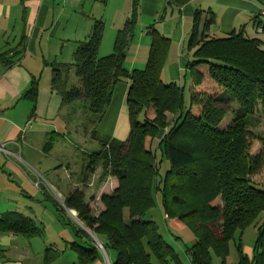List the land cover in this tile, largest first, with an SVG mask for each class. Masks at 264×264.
I'll use <instances>...</instances> for the list:
<instances>
[{"label": "trees", "instance_id": "trees-1", "mask_svg": "<svg viewBox=\"0 0 264 264\" xmlns=\"http://www.w3.org/2000/svg\"><path fill=\"white\" fill-rule=\"evenodd\" d=\"M137 17L138 0H132L130 15L117 31L112 51L103 56L104 22L94 19L87 38L74 50L72 63L51 65L50 89L60 96L61 106L83 101L95 127L116 83H128V138L100 140L94 129L92 139L100 145L86 155L87 175L81 178L85 181L101 166L117 179V187L102 196L104 209L98 214L91 212L84 186L67 193L64 207L76 213L83 227L61 208L58 214L61 225L69 227L74 236L66 246L75 252V264L102 261L98 243L110 264H153L152 258L159 264H184L157 223L145 219L157 205L167 217L184 222L195 236L194 243L184 249L190 264H211L212 254L225 264L232 242L238 260L231 264H264V183L256 177L264 170V133L255 135L248 127L249 117H264L262 41L242 32L210 37L195 29L188 42L193 59L186 66L191 83L198 88L191 91L190 106L182 112L183 87L161 80L170 39L154 25L147 29L150 45L144 67H125ZM211 22V18L205 22L204 30ZM0 61H5L1 54ZM72 69L76 84L69 83ZM35 90L36 85L32 92ZM232 103L236 107H230ZM150 109L152 117L147 114ZM230 109L233 116L222 125ZM166 113L172 115L171 121ZM158 136L153 150L150 143ZM255 142L259 146L253 149ZM164 160L169 166L161 175ZM249 226L256 227L250 258L242 244ZM3 233L32 238L42 237L44 231L33 219L6 212L0 216ZM58 257L54 247H46L45 264H53Z\"/></svg>", "mask_w": 264, "mask_h": 264}, {"label": "crops", "instance_id": "crops-1", "mask_svg": "<svg viewBox=\"0 0 264 264\" xmlns=\"http://www.w3.org/2000/svg\"><path fill=\"white\" fill-rule=\"evenodd\" d=\"M131 9L132 0H0V54L5 58L0 61V216L15 212L32 219L29 215V212L35 213L32 203L46 209L48 204L52 210L48 209L50 216L60 223L61 201L72 188L79 186L81 173H78L74 159L68 167L75 170L65 169L71 188L61 187L60 169L50 162V158L54 152H64L59 139L72 130L64 118L61 100L58 104L54 97V94L56 98L59 95L51 91L49 83L45 103V92H41L39 81L47 70L52 76V63H72V54L78 43L87 38L94 19L104 22L100 55L109 54L117 31L124 26ZM210 18L212 22L204 30V24ZM151 25L170 39L161 80L176 83L184 90L186 82L181 79L188 70L187 63L193 59V50L188 43L192 32L197 29L210 37L242 32L246 37L260 38L264 35V0H185L183 3L138 0L134 36L124 63L129 70L145 65L150 45L147 29ZM34 85L36 90L32 92ZM127 88L126 81H119L114 86L111 101L95 127L97 135L100 132L103 138L118 141L128 138ZM197 88L190 82V93ZM74 133L78 137L77 129ZM110 179L111 186L116 187L117 180ZM154 208L158 210L157 214L150 213L148 218L157 223L160 232L177 247L180 255V250L184 252L185 246L194 243L195 236L184 222L167 217L160 206ZM125 216H128L127 212ZM252 228L256 232V227ZM8 235L17 238L20 234ZM26 239L33 240L34 237ZM252 246H243V252L249 258ZM1 255L7 259H2L4 263L9 260L5 254ZM236 257L231 256L229 249L225 264L236 263L237 253ZM218 258L216 264H222ZM101 262L104 264V259Z\"/></svg>", "mask_w": 264, "mask_h": 264}, {"label": "rangeland", "instance_id": "rangeland-1", "mask_svg": "<svg viewBox=\"0 0 264 264\" xmlns=\"http://www.w3.org/2000/svg\"><path fill=\"white\" fill-rule=\"evenodd\" d=\"M262 41L261 46L264 47V35H260L259 38ZM183 76V75H182ZM50 73L48 70L45 72L43 75L42 79L39 81L41 85V92L44 93L45 97V103L47 102V94L46 92L48 91L49 88V83H50ZM185 79L186 86L185 89L183 90V106H182V112H185L191 103V94L189 92V86L191 82V73L190 70L186 69V75H184L181 79V81ZM71 81H78V79L74 76V71L70 72V77H69V83ZM76 82L74 84H76ZM179 84H182V82L178 81ZM210 85V83H207ZM205 87L208 88L207 85ZM55 99H57V103L59 104V101L61 98L54 94ZM86 104L83 101L76 102L72 104L71 106H64V118L67 120L70 124V128L72 131H70L69 135L67 136H61L60 141L62 142L61 144L63 145L64 152H54L52 155V158H50V162L52 164H55L56 168H59V180L61 181V187L71 188V185L69 183L68 178L66 177L65 169L67 171L73 172L75 168H69V164H73L74 159L76 160V166H77V171L78 173H81V178L83 174L87 175V172L85 171L84 167L86 164V155L90 152L96 151L100 145V142L97 140L98 138L101 140L103 139V135L99 132V135L97 136V139H92V134L93 130L95 129V124L93 122V117L89 114L87 111V107L85 106ZM232 108L236 107V103H232L231 106ZM231 108V109H232ZM231 109L227 111L224 119L222 120L221 124L222 125H227L229 121L231 120L233 114ZM63 110V109H62ZM148 117L153 116V110L150 109L148 111ZM167 119L171 121L172 115L166 113ZM58 121V120H56ZM60 127L62 125V121L59 122ZM56 124V123H55ZM57 126V125H56ZM63 127V125H62ZM61 127V128H62ZM248 127L249 129L255 134V135H260L264 133V117L261 115L256 116L255 118H248ZM77 129L78 132V137H76L74 131ZM130 130V127H129ZM74 133V134H73ZM96 134V133H95ZM129 133H127L126 138ZM94 135V134H93ZM124 139L123 141H125ZM158 144V138H155L153 140V143L151 147L153 150L157 148ZM259 146L258 142H255L253 145V149H256ZM89 155V154H88ZM49 160V159H48ZM101 163V162H100ZM169 164L166 160H164L159 168L160 174L164 175L166 169L168 168ZM37 168V167H35ZM88 178L83 181L81 178L79 182V185L85 187V200L88 203L90 210L93 214H98L100 211L104 209V205L101 201V198L103 195H108L112 193V191L117 187L111 186L112 179H116L114 176L108 175L105 170L100 166H98L93 173H91ZM257 179L260 180L262 183H264V170H262L257 176ZM44 178L48 179V177L45 175ZM50 178V176H49ZM117 180V179H116ZM111 182V183H110ZM118 185V182H117ZM114 187V188H113ZM102 203V205L100 204ZM61 209L64 211L66 216H68L75 224H82V222L79 221V219L76 216V213L74 212V215H71L66 208L63 205V200L61 201ZM45 206L46 208H43L39 204L32 203L33 210L35 213H30L29 215L32 217L34 222L36 223L37 226H42L44 234L42 237H34L33 240L26 239L23 236H17L11 237L8 234H2L0 235V250L3 249V252H0V264H45L44 263V252L46 247L52 246L54 247L58 252H59V257L56 260V264H75L76 263V254L73 250L69 249L65 244V241H72L73 240V234L72 231L69 227L62 226L59 222L56 221V218H52L50 216V206ZM49 207V208H48ZM156 207H159L158 205ZM49 209V210H48ZM32 211V210H31ZM52 211V210H50ZM156 208L151 209L147 214L145 219L149 217L150 213L156 212ZM160 213V212H159ZM161 215L159 214V220ZM80 222V223H79ZM85 226V225H84ZM83 227V224H82ZM89 232L88 228H86ZM247 230L244 231L243 236H242V244L247 245L250 244L252 245L255 239V233L252 226H249V228H246ZM161 231V229H160ZM70 241V242H71ZM169 241V240H168ZM173 241V240H172ZM170 242V241H169ZM9 244V248H7V245ZM176 250L177 247L175 246ZM184 248V247H183ZM6 249L8 252L5 253ZM1 253L5 254L7 258H9L8 261L4 263L3 260H7ZM230 253L231 256L236 257V251L235 247L233 246V242L230 243ZM106 253H103V259L105 260ZM2 257V258H1ZM112 258H114V255H112ZM3 259V260H2ZM180 259L184 264H189L187 261L186 255L183 251L180 250ZM213 264L218 263L219 258L217 256H213ZM102 263L101 260H98L92 264L95 263ZM152 263L153 264H159L156 259L152 258ZM105 264V262H104Z\"/></svg>", "mask_w": 264, "mask_h": 264}, {"label": "built area", "instance_id": "built-area-1", "mask_svg": "<svg viewBox=\"0 0 264 264\" xmlns=\"http://www.w3.org/2000/svg\"><path fill=\"white\" fill-rule=\"evenodd\" d=\"M98 248L102 251V253H105V251H104V249H103V247H102V245L100 243H98ZM107 258H108V256L106 255L105 256V260H106L105 264H110V261Z\"/></svg>", "mask_w": 264, "mask_h": 264}, {"label": "bare ground", "instance_id": "bare-ground-1", "mask_svg": "<svg viewBox=\"0 0 264 264\" xmlns=\"http://www.w3.org/2000/svg\"><path fill=\"white\" fill-rule=\"evenodd\" d=\"M69 213H70L71 215H74V211H73V210H70Z\"/></svg>", "mask_w": 264, "mask_h": 264}, {"label": "water", "instance_id": "water-1", "mask_svg": "<svg viewBox=\"0 0 264 264\" xmlns=\"http://www.w3.org/2000/svg\"><path fill=\"white\" fill-rule=\"evenodd\" d=\"M66 210L69 212L70 210H68L67 208H66ZM80 225V224H79ZM108 259V258H107Z\"/></svg>", "mask_w": 264, "mask_h": 264}]
</instances>
